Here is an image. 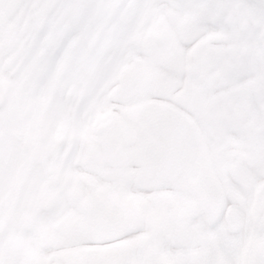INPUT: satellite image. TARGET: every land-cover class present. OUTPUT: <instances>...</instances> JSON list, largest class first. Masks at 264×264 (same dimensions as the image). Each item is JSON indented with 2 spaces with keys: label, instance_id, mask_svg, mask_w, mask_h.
Wrapping results in <instances>:
<instances>
[{
  "label": "snow or ice",
  "instance_id": "obj_1",
  "mask_svg": "<svg viewBox=\"0 0 264 264\" xmlns=\"http://www.w3.org/2000/svg\"><path fill=\"white\" fill-rule=\"evenodd\" d=\"M20 2L28 19L0 44V94L10 81L63 96L65 64L102 20L105 70L82 99L76 81L45 182L15 209L0 100V249L21 239L15 264H264V39L240 63L212 38L239 30L237 6L264 28V0ZM170 10L191 16L166 37Z\"/></svg>",
  "mask_w": 264,
  "mask_h": 264
},
{
  "label": "bare ground",
  "instance_id": "obj_2",
  "mask_svg": "<svg viewBox=\"0 0 264 264\" xmlns=\"http://www.w3.org/2000/svg\"><path fill=\"white\" fill-rule=\"evenodd\" d=\"M17 14L21 16L24 25L28 17L21 5ZM81 15L87 17L89 14L81 13ZM190 16V13L182 15L170 10L166 17L159 19V27L167 37L171 33L170 22L177 20L187 22ZM227 18L238 25L239 30H234L231 35L223 32L215 33L212 34V38L218 41L230 40V51L240 63H243L246 57L258 51L257 41L264 39L262 21L258 15L248 10H241L239 6L228 10ZM91 23L92 21L89 20L90 25ZM105 27V20L95 25L91 38L86 39L65 64L61 78H66L71 84L63 91V96L60 92H56L42 97L35 83L24 89L14 82L5 81L0 100L7 103L6 123L10 128L4 160L6 176L4 197L10 209L25 206L44 184L49 169L51 143L64 128L69 126L64 100L77 94L76 81L83 84L79 89V96L82 99L87 95L90 81L103 75L104 61L98 57L97 49L101 51L104 49ZM255 28H261V31L254 33ZM15 42L16 37L13 45ZM247 126L254 127L251 124ZM11 227L9 225L10 231ZM0 254L9 261V264H15V261L26 254V249L21 239L10 236L5 240Z\"/></svg>",
  "mask_w": 264,
  "mask_h": 264
},
{
  "label": "flooded vegetation",
  "instance_id": "obj_3",
  "mask_svg": "<svg viewBox=\"0 0 264 264\" xmlns=\"http://www.w3.org/2000/svg\"><path fill=\"white\" fill-rule=\"evenodd\" d=\"M1 1L2 0H0V2ZM18 2L19 0H10V6L2 8V10L0 11L1 21L5 20L6 17L16 8Z\"/></svg>",
  "mask_w": 264,
  "mask_h": 264
},
{
  "label": "rangeland",
  "instance_id": "obj_4",
  "mask_svg": "<svg viewBox=\"0 0 264 264\" xmlns=\"http://www.w3.org/2000/svg\"><path fill=\"white\" fill-rule=\"evenodd\" d=\"M19 22V21H18ZM17 35V34H16ZM13 38H11V37H8L7 38V42H5V43H3V48L5 49V50H7L9 47H11L12 46V43H13Z\"/></svg>",
  "mask_w": 264,
  "mask_h": 264
}]
</instances>
